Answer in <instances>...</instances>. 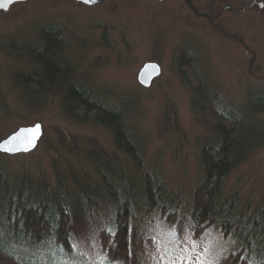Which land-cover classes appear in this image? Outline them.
<instances>
[{"label":"rangeland","instance_id":"374dc122","mask_svg":"<svg viewBox=\"0 0 264 264\" xmlns=\"http://www.w3.org/2000/svg\"><path fill=\"white\" fill-rule=\"evenodd\" d=\"M249 3L104 0L85 7L75 0H26L0 11V139L34 122L42 123L47 138L33 152L1 156L0 162L10 171L27 170L33 177H49L51 166L59 172L67 168L78 180V172L85 174L90 167L81 169L66 155L80 145L100 148L118 160L130 158L115 148L109 130L89 120L86 124L69 120L56 96L40 97L24 83L23 76L31 72L26 50L43 41L37 38L44 33L39 30L51 24L61 29L64 54L71 59L77 84L121 111L130 134L139 141L140 167L158 172L167 195L188 197L202 178L198 156L213 134L207 107L233 112L251 127L250 151L236 160L223 190L235 195L239 207L249 201V209L257 208L264 200V107L253 108L256 95L264 92V14L255 7L248 9ZM190 60L195 79L183 68ZM147 61L157 62L161 74L144 87L136 76ZM122 170L124 182L115 179L109 186L133 193L140 176L130 166ZM28 182L33 191L37 189L36 180ZM81 184V190L94 187L84 179ZM251 220L249 213L245 224ZM168 231H154L158 256H163L159 264H209L206 249L224 243L215 230L199 244L186 234L170 241ZM259 233L264 234V222Z\"/></svg>","mask_w":264,"mask_h":264},{"label":"trees","instance_id":"16d2710c","mask_svg":"<svg viewBox=\"0 0 264 264\" xmlns=\"http://www.w3.org/2000/svg\"><path fill=\"white\" fill-rule=\"evenodd\" d=\"M46 29L43 41L26 50L31 72L23 76L24 83L40 97L56 96L69 120L79 124L89 120L109 130L115 148L130 158L118 160L100 148L88 150L83 145L69 151L66 156L77 166L90 167L83 176L95 180L91 190L79 189L83 178L76 180L67 168L59 172L51 166L49 177H33L27 170L10 171L0 162V264H153L155 258L159 264L163 256H158L153 235L163 228L169 229L170 241L186 234L193 244L201 243L209 230L217 231L224 243L206 249L209 264H264V234L259 233L264 200L255 209H249V201L239 207L235 195L223 190L239 159L231 160L232 149L249 148L253 129L233 112L206 106L213 134L198 156L202 178L188 197L169 196L158 172L140 167L139 141L130 134L121 111L77 84L62 56V36L58 29ZM184 66L195 79L193 62ZM256 105L254 110L264 107V100L258 98ZM126 160L128 166L123 165ZM129 166L140 176L135 191L110 188L115 179L124 182L122 169ZM28 180L33 184L36 180V190ZM98 184L103 190L97 189ZM249 213L252 220L245 224ZM226 241L230 246L224 248ZM28 251L33 254L31 262Z\"/></svg>","mask_w":264,"mask_h":264},{"label":"water","instance_id":"95a60500","mask_svg":"<svg viewBox=\"0 0 264 264\" xmlns=\"http://www.w3.org/2000/svg\"><path fill=\"white\" fill-rule=\"evenodd\" d=\"M24 1H26V0H11V2L7 5V7H0V10L7 11L13 3L24 2ZM76 1L79 2V3H82V4L90 6V5L96 4L98 0H88V2H85V0H76ZM254 4L255 3L253 2L252 4L249 5V7H252ZM259 5H260V3H259ZM160 74H161L160 65L157 62H155V61H147V62L143 63V65L141 66V68L137 72L136 80L138 81V83L140 85H142L144 87H148V86H150L152 84L154 79H156ZM36 124H39L41 127H40L39 137L36 140L34 147H31L27 151H24V150H19V151H14V152L0 151V153L8 155V156H14V155H19V154L20 155L29 154V153L33 152L34 150H36L37 147L39 146L42 138H43V133H44L43 125L40 122H34L33 124H30V125L19 126L16 130H14L13 132L9 133L4 138L0 139V144H2L5 141H7L9 139V137H11V136L15 135L16 133H18L21 129L31 128V127H33Z\"/></svg>","mask_w":264,"mask_h":264},{"label":"snow or ice","instance_id":"6c2138e0","mask_svg":"<svg viewBox=\"0 0 264 264\" xmlns=\"http://www.w3.org/2000/svg\"><path fill=\"white\" fill-rule=\"evenodd\" d=\"M10 2L11 0H0V7H7ZM85 2H88V0H85ZM40 127L39 124H36L31 128L21 129L18 133L9 137L7 141L0 144V151L14 152L29 150L35 146V142L39 137Z\"/></svg>","mask_w":264,"mask_h":264},{"label":"bare ground","instance_id":"6f19581e","mask_svg":"<svg viewBox=\"0 0 264 264\" xmlns=\"http://www.w3.org/2000/svg\"><path fill=\"white\" fill-rule=\"evenodd\" d=\"M45 27H53V28H55V29H58L57 28V26H55V25H51V24H49V25H47V26H45ZM39 31H42V32H46L47 31V29H42V30H39ZM58 31H59V33H60V31H61V29H58ZM44 33L42 34V36H39V37H37L39 40H43V38H44ZM63 34H61V36H62ZM65 59H66V61H67V65H68V70H70V74L71 75H74V72H73V66L72 65H70V58L67 56V54H64V55H62ZM74 65V64H73ZM195 66V65H194ZM256 98H262L263 100H264V92H260V93H258L257 95H256ZM16 130V129H15ZM250 147L251 146H249V148H241V147H238V148H233L232 150V155H231V160H234L235 158H233V157H238L239 159H240V155H243V154H247L249 151H250ZM1 154V153H0ZM3 155H5V154H3ZM79 176L81 177V178H83L85 181H87V182H94V181H92V180H90L89 178H86L85 176H83V174H79ZM85 177V178H84ZM99 185L100 184H98V188L97 189H99ZM100 190H103V188L102 187H100ZM27 254H28V258H27V260L29 261V262H31L32 261V258H33V254H32V252L31 251H28V252H26Z\"/></svg>","mask_w":264,"mask_h":264},{"label":"flooded vegetation","instance_id":"af4514ba","mask_svg":"<svg viewBox=\"0 0 264 264\" xmlns=\"http://www.w3.org/2000/svg\"><path fill=\"white\" fill-rule=\"evenodd\" d=\"M76 1V0H75ZM104 0H98L97 1V3L96 4H94V5H91V6H89V5H84V4H81V3H78V4H81L82 6H85V7H95L96 5H98V4H100L101 2H103ZM152 1H155V2H163L164 0H152ZM186 2H188L189 0H185ZM77 2V1H76ZM255 3L252 7H249V5L250 4H252V3ZM19 2H16V3H13L11 6H10V8L11 7H13L14 5H16V4H18ZM21 3V2H20ZM258 3V4H257ZM259 3H260V5H259ZM246 7H248V9L250 8V9H252V8H257L259 11H257L259 14H264V0H250V3L249 4H247L246 5ZM9 8V9H10ZM8 9V10H9ZM224 9H226V10H230V11H233V9L230 7V6H226V7H224ZM240 9H242V8H240ZM238 10V11H244V10ZM7 10V11H8ZM1 11V10H0ZM237 11V10H236ZM237 11V12H238ZM241 40H242V38H240ZM242 42H243V40H242ZM193 56V55H192ZM194 59V58H193Z\"/></svg>","mask_w":264,"mask_h":264}]
</instances>
